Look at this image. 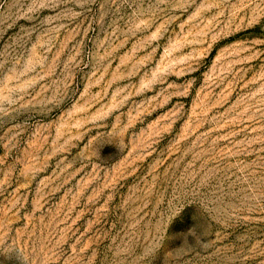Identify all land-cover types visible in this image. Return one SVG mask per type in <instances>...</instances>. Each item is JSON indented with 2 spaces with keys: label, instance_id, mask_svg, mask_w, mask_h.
<instances>
[{
  "label": "rangeland",
  "instance_id": "374dc122",
  "mask_svg": "<svg viewBox=\"0 0 264 264\" xmlns=\"http://www.w3.org/2000/svg\"><path fill=\"white\" fill-rule=\"evenodd\" d=\"M0 264H264V0H0Z\"/></svg>",
  "mask_w": 264,
  "mask_h": 264
}]
</instances>
